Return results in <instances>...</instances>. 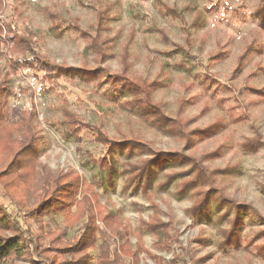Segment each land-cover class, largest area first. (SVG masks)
Listing matches in <instances>:
<instances>
[{
  "label": "trees",
  "instance_id": "16d2710c",
  "mask_svg": "<svg viewBox=\"0 0 264 264\" xmlns=\"http://www.w3.org/2000/svg\"><path fill=\"white\" fill-rule=\"evenodd\" d=\"M153 1L161 14L181 18L183 22L185 12H195L193 22L189 25L184 24V30L189 33L186 37L187 45L193 44L189 37L190 28L187 26L191 28L202 26L205 15L211 12L218 14L221 7L229 10L224 0L206 5L200 11L188 4L179 10L163 0ZM112 5L109 3L102 8H99L100 5L94 6L98 10L97 31L101 30L98 25L106 26L110 20ZM20 6L22 3H15L13 6L8 0H0V130H5L8 137L6 145L0 144V192L13 208L11 212L0 201V264H13L15 260L25 261L23 264H52L46 254L58 250L57 243L65 241H69V244L62 248L59 254L64 257L66 264H139L138 253L142 250L139 241L143 234H150L155 240L154 246L158 249H170L176 240L170 222L164 219L162 209L155 201L154 190L163 191L169 184H174L176 195H190L194 202L187 209V214L194 222L212 221L214 211L218 212L227 205L226 203L232 202L223 190L213 187V183H216L213 180L215 172L205 163L220 155L218 149L193 156L179 150H154L147 141L134 136L107 137L100 125L86 121L66 105L62 111V119L58 120L60 126L55 122L50 124L58 127L66 138L78 140L80 143L90 141L98 144L100 149L99 154L88 150L85 153L87 160L97 167L96 172L87 179L75 167L56 171L42 164L38 154V136L33 125L34 105L13 102L11 111L8 107L9 101L15 95L11 88V74L18 73L24 68L32 69L33 77L42 81L40 84L44 91L53 88L59 78L67 77L121 94L125 98L119 100L123 107L135 110L149 126L179 139L184 142L185 148H189L197 142L213 137L228 125L248 122L249 105L264 100V86L243 83L244 85L237 89L211 70L214 63L222 61L228 54L222 50L223 44L218 41L216 46L219 50L210 52L207 58L191 55L193 63L191 62L187 70L191 73L196 72L193 74L195 79L190 85L187 84L185 89L188 91L198 85L201 88L200 92L208 98L201 112H206L210 100L218 108L219 114L202 127L190 128L196 118L182 117L185 99L179 97L176 100L177 116L168 115L165 110L166 103L156 102L158 99L154 95L158 89L166 87L167 83L159 78L148 79L134 72L128 50L124 48L122 51L121 71L111 72L101 66V63L106 56L108 58L115 54H105L102 46L96 43L97 37L85 33L76 24L77 21H65L62 14L60 16L49 13L50 31L54 36L59 38L68 30H72L87 41L85 58L81 65H69L64 61L58 63L43 52L42 40L36 32L28 29L23 31L17 27L16 16L22 18L24 14V10H19ZM7 7L16 13L5 14ZM42 11L44 12L43 8ZM251 14L256 19L258 28L264 29V0H260ZM219 19L224 20V17ZM152 29L163 34L160 28ZM108 40L114 41L110 37ZM200 41L205 43L206 39L201 38ZM105 44L107 42H104ZM175 46L174 51L177 53L190 54L182 45ZM260 47L261 44L257 43L256 38L242 47L230 78L241 70L252 50L257 49L259 51L257 52L261 53ZM89 49L94 54L93 64L88 61ZM255 66L256 70H263L261 62H257ZM245 89L257 98L246 102L245 97L243 98ZM222 90L227 94L220 95ZM237 146L245 153H257L264 148V134L256 132L253 136H245L239 140ZM77 149L81 152L82 146H78ZM170 164L185 168L174 169L165 175V180L160 181V174L165 166ZM117 176H122L125 191H140L152 208V214L148 219H141L136 230L100 200L99 189L113 188ZM58 212L62 213L66 220H70L72 225L78 224L72 235L67 224L51 229L46 223L48 217ZM220 214L216 215L219 216L216 225H220L222 219L229 216L228 211ZM26 215L29 216L27 220ZM224 221L228 222L225 219ZM243 222L238 216L229 220V229L221 228L225 235L219 243L220 247L224 249L249 247L264 259V242H254L253 239L242 241L241 233L236 227H240ZM11 231L15 233L13 235L4 233ZM132 236L138 239L137 243L132 242ZM47 242L49 244L45 245ZM146 251L149 257L158 261L153 251L149 249ZM26 252L31 255L29 257L31 262L24 260ZM81 252L82 255L77 256Z\"/></svg>",
  "mask_w": 264,
  "mask_h": 264
},
{
  "label": "rangeland",
  "instance_id": "374dc122",
  "mask_svg": "<svg viewBox=\"0 0 264 264\" xmlns=\"http://www.w3.org/2000/svg\"><path fill=\"white\" fill-rule=\"evenodd\" d=\"M163 1L179 10L188 4L200 11L204 6L217 0ZM224 1L227 2L229 10L226 11L221 7L218 14L214 12L206 14L202 26L197 28L187 26L190 28L189 37L193 40L192 45H187L186 37L189 33L184 30V24L189 25L193 22L195 12H185L183 22L181 18L161 14L153 0H8L13 6L15 3H22L19 10H24V14L22 18L16 14L17 27L23 31L28 29L36 32L42 40L43 52L58 63L64 61L69 65H81L85 58L87 41L72 30H68L59 38L54 36L50 31L49 13L62 14L65 21H77L76 24L80 29L97 37L96 43L102 46L105 54H115L108 58L106 56L101 63V66L111 72L121 71L122 51L124 48L128 50L134 72L148 79L159 78L167 83L166 87L158 89L154 95L158 99L156 102L166 103L165 110L168 115L177 116L175 115L176 100L179 97L185 99L182 117L196 118L190 128L202 127L219 114L218 108L210 100L209 108L205 113L201 112L208 98L200 92L201 88L198 85L188 91L185 89V86L190 85L195 79L193 74L196 72L191 73L187 70L191 62L193 63L191 57L200 55L202 59L207 58L210 52L219 50L216 46L218 41L224 45L222 50L227 51L228 54L222 61L212 65L211 70L215 74L237 89L241 88L243 83L254 84L257 87L264 86V29L258 28L257 21L251 14L260 0ZM109 3L113 4L112 16L106 26L98 25L101 30L97 31L96 11L98 10L94 6L100 5L99 8H102ZM11 13L15 14L16 11L7 7L5 14ZM219 17H224V20ZM154 27L160 28L163 34L155 29L151 30ZM108 37L114 41H109ZM201 38L206 39V42L202 43ZM254 38L261 44V53H258L257 49L252 50L241 70L230 78L242 47ZM104 42L107 44L104 45ZM175 44L182 45L190 54L177 53L174 51ZM90 51L91 49L87 52L88 61L93 64L94 54ZM257 62L262 63L263 70H256ZM33 74V70L27 68L11 74V88L15 95L9 101L8 107L10 110L13 102L24 103L27 106L34 105L32 115H35L33 125L38 136L39 160L50 170L65 171L69 167H75L89 179L97 168L87 160L85 153L88 150L99 154L98 144L86 140L80 143L78 140L66 138L58 127L55 128L50 124L55 122L59 125L58 120L62 119V111L66 105L86 121L100 125L107 137L134 136L147 141L154 150H179L193 156L212 152L215 149L220 151L219 156L205 163L210 169H214L213 180L216 183H213V187L223 190L232 202L226 203L227 205L218 212L213 210L212 221L194 222L187 214V209L194 202L190 195H176L174 184H169L163 191L154 190L155 201L161 207L164 219L170 222L176 240L174 239L170 249H158L154 246V238L148 233L143 234L139 241L142 245V250L138 253L139 264H264V259L249 247L224 249L219 245L225 235L221 228L229 229V220L238 216L244 221L240 227H236L241 233L242 241L253 239L254 242H264V148L252 154L243 152L237 146L239 140L245 136H253L256 132L264 134V100L249 105L248 122L228 125L213 137L185 148L184 142L149 126L135 110L123 107L119 102L125 98L119 93H112L106 88H98L67 77L59 78L53 88L44 91L41 89L42 81L34 78ZM223 94L227 93L222 90L220 95ZM244 97L246 102L257 98L246 89L243 91ZM7 138L6 131L0 130L1 145H6ZM78 146H82L81 152L78 151ZM184 168L172 164L165 166L159 179L163 181L169 172ZM123 185L122 176H117L113 188L99 189L100 200L136 230L141 219H148L152 214V208L140 191H125ZM0 201L13 212L9 200L3 197L2 192H0ZM225 211L229 212V216L223 218L220 225H216L218 224L216 219L219 217L216 215ZM28 217L26 215L25 219L27 220ZM46 223L51 229L67 224L68 227L70 226V235L78 226V224L72 225L71 221L66 220L60 212L48 217ZM4 233L13 235L15 232ZM137 241L138 239L132 236V242L137 243ZM48 244L49 242L45 245ZM67 244L69 241L57 243L58 250L46 254V257L50 258L49 262L66 264L59 251H62ZM147 249L157 255L158 261L148 256ZM80 255L82 252L77 254ZM30 256L26 252L24 260L31 262ZM23 263L25 261L15 260L13 264Z\"/></svg>",
  "mask_w": 264,
  "mask_h": 264
}]
</instances>
